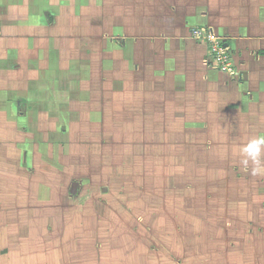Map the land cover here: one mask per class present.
<instances>
[{
	"label": "rangeland",
	"instance_id": "374dc122",
	"mask_svg": "<svg viewBox=\"0 0 264 264\" xmlns=\"http://www.w3.org/2000/svg\"><path fill=\"white\" fill-rule=\"evenodd\" d=\"M38 1L21 20L0 14L12 33L1 46L28 40L11 59L44 87L0 109V264H264L262 140L191 131L184 114L142 123L131 84L102 81L98 0L82 14L70 0ZM20 22L39 34L15 33ZM50 96L55 108L35 114ZM163 106L174 114L180 103L152 98L151 109Z\"/></svg>",
	"mask_w": 264,
	"mask_h": 264
},
{
	"label": "crops",
	"instance_id": "0c3cea01",
	"mask_svg": "<svg viewBox=\"0 0 264 264\" xmlns=\"http://www.w3.org/2000/svg\"><path fill=\"white\" fill-rule=\"evenodd\" d=\"M70 2V14L90 12L87 0ZM38 5V0H0V14L18 13L21 14L18 20H21L26 14H37ZM98 14V22L104 24L100 26L102 40L105 37L109 40L104 42L102 81L116 82L115 75L119 74L128 85L131 84L128 98L143 100L141 110L134 107L133 116H141L144 124L151 121L166 124L170 122L168 116L177 119L183 114L190 115L194 126L189 128L191 131L237 132L233 137H237L238 143L246 144V140L255 136V140L262 141L254 144L264 146V0H98ZM3 19L7 20L0 16V34L3 35L0 51L8 53L10 61L2 57L0 67L6 68L10 64L12 68H8L6 75L0 74V82L8 85L7 89L0 90V109L7 105L11 109L12 102L18 104L17 108L21 107L27 103V94L35 89L44 90V87L34 81L33 69L26 71V65L18 61L15 64L11 59L17 56L14 52H20L22 56L23 48L30 51L25 44L28 40L24 39L17 47L12 44L1 46V43L11 41L12 34L5 30L7 24ZM107 22H110L109 26ZM21 26L23 30L15 33L39 34L38 28L31 31L30 27ZM197 26L209 28L226 39L233 52L236 73L228 76L206 63L205 45L191 37V29ZM115 37L116 43L113 42ZM68 64L64 66L65 70L72 72ZM75 64L73 61L70 66ZM163 81L170 83L165 90L161 85ZM101 87L102 90L109 89L108 86ZM152 98H161L170 106L178 102L180 106L174 114L164 106L153 110L150 108ZM54 101V96H50L48 110L35 111V114L48 115L55 108ZM158 114L160 118H155ZM200 124L203 125L200 127ZM230 137L226 136V139L231 145Z\"/></svg>",
	"mask_w": 264,
	"mask_h": 264
},
{
	"label": "built area",
	"instance_id": "2783aa9c",
	"mask_svg": "<svg viewBox=\"0 0 264 264\" xmlns=\"http://www.w3.org/2000/svg\"><path fill=\"white\" fill-rule=\"evenodd\" d=\"M191 37L205 45L207 49L206 63L220 73L232 76L236 73L233 52L226 39L214 34L209 28L193 29Z\"/></svg>",
	"mask_w": 264,
	"mask_h": 264
},
{
	"label": "water",
	"instance_id": "95a60500",
	"mask_svg": "<svg viewBox=\"0 0 264 264\" xmlns=\"http://www.w3.org/2000/svg\"><path fill=\"white\" fill-rule=\"evenodd\" d=\"M75 188H76V184H74V186H73L72 190H75Z\"/></svg>",
	"mask_w": 264,
	"mask_h": 264
}]
</instances>
